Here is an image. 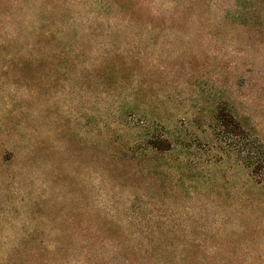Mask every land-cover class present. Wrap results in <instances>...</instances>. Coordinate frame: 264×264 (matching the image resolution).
I'll list each match as a JSON object with an SVG mask.
<instances>
[{
	"label": "rangeland",
	"instance_id": "obj_1",
	"mask_svg": "<svg viewBox=\"0 0 264 264\" xmlns=\"http://www.w3.org/2000/svg\"><path fill=\"white\" fill-rule=\"evenodd\" d=\"M5 1L86 39L68 67L0 64V264H52L44 245L96 228L156 230L161 264H264V171L214 120L233 113L264 160V0ZM147 124L173 146L142 165Z\"/></svg>",
	"mask_w": 264,
	"mask_h": 264
},
{
	"label": "trees",
	"instance_id": "obj_2",
	"mask_svg": "<svg viewBox=\"0 0 264 264\" xmlns=\"http://www.w3.org/2000/svg\"><path fill=\"white\" fill-rule=\"evenodd\" d=\"M107 1L111 2L96 0L95 3ZM55 8L51 4L36 7L27 2H0V64L23 69L46 67L47 64L62 68L68 67L69 63L82 55L78 47L83 45L82 41L86 37L83 36L81 41L77 39L75 27L67 25L63 17H57ZM125 9H128L125 1L119 9L114 8L119 16L124 14ZM83 27H86L85 23ZM97 29L93 28L87 38L90 39ZM214 120L215 127L230 135L235 134L240 139L241 161L245 168L253 174L264 171V160L260 156L262 147L254 136L240 126L233 113L224 106L217 107ZM149 128L150 124H147L140 129L139 135L133 137L132 149L129 151L134 159L140 158L142 165L169 152L173 146L160 131L152 133ZM23 158H26L25 155ZM46 164L50 168L49 173H53L48 182L60 185L62 179L56 175L59 173V169L54 166L56 164L53 160L46 161ZM59 234L63 236L64 231H59ZM157 235L156 230L137 228L119 232L108 228L79 229L74 234L77 244L67 242L44 246L49 248L52 264H65L74 254L79 256L80 264H161V244Z\"/></svg>",
	"mask_w": 264,
	"mask_h": 264
}]
</instances>
